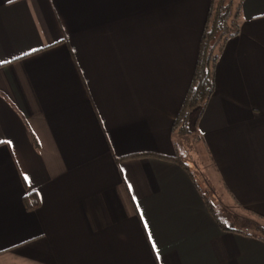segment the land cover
I'll return each instance as SVG.
<instances>
[{
	"label": "crops",
	"instance_id": "1",
	"mask_svg": "<svg viewBox=\"0 0 264 264\" xmlns=\"http://www.w3.org/2000/svg\"><path fill=\"white\" fill-rule=\"evenodd\" d=\"M209 6L0 0V264H264V0L172 129Z\"/></svg>",
	"mask_w": 264,
	"mask_h": 264
},
{
	"label": "trees",
	"instance_id": "2",
	"mask_svg": "<svg viewBox=\"0 0 264 264\" xmlns=\"http://www.w3.org/2000/svg\"><path fill=\"white\" fill-rule=\"evenodd\" d=\"M240 2L241 0H238L233 8L232 0L227 2L210 0L198 44L193 76L172 122V129L179 135L187 133V118L190 110L197 105L203 106L214 92V65L225 40L239 31L236 17ZM173 159L185 166L177 158ZM203 200L221 228L234 230L215 215L213 207L206 197L203 196ZM254 228L259 232V238L264 239V227L254 225Z\"/></svg>",
	"mask_w": 264,
	"mask_h": 264
},
{
	"label": "rangeland",
	"instance_id": "3",
	"mask_svg": "<svg viewBox=\"0 0 264 264\" xmlns=\"http://www.w3.org/2000/svg\"><path fill=\"white\" fill-rule=\"evenodd\" d=\"M225 2H227L228 0H224ZM237 1L238 0H232V3H233V8L235 7V5L237 4ZM193 138V141L195 142H197L198 141V136L196 135V134H193V135H189V137H187V140L186 141H188L189 143H191V145H192V142L193 141H191L192 139L191 138ZM194 144V143H193ZM213 210H214V208H213ZM229 210V209H228ZM228 210H226L225 212H227V213H229L228 212ZM243 210V209H242ZM217 211V210H216ZM243 212V214H246V212L243 210L242 211ZM249 215V214H248ZM218 217V216H217ZM228 220H230L231 222H234V220H233V218H232V215H230V218L228 219ZM230 221H228L229 223L228 224H226L227 226H232V224L230 223ZM256 227V226H255ZM240 228H243V230H248V231H250V232H252V233H256V235L259 233V232H257L256 231V229L254 228V224L250 221V220H248V222L246 221V223H244V222H242L241 223V226H240ZM258 237H259V234L257 235ZM262 239V238H261Z\"/></svg>",
	"mask_w": 264,
	"mask_h": 264
},
{
	"label": "snow or ice",
	"instance_id": "4",
	"mask_svg": "<svg viewBox=\"0 0 264 264\" xmlns=\"http://www.w3.org/2000/svg\"><path fill=\"white\" fill-rule=\"evenodd\" d=\"M26 179H27V177H26Z\"/></svg>",
	"mask_w": 264,
	"mask_h": 264
}]
</instances>
